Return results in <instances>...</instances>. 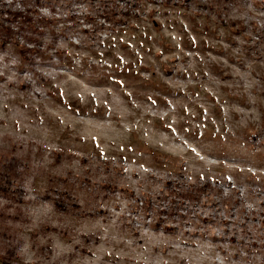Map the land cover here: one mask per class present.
Listing matches in <instances>:
<instances>
[{"label": "rangeland", "instance_id": "374dc122", "mask_svg": "<svg viewBox=\"0 0 264 264\" xmlns=\"http://www.w3.org/2000/svg\"><path fill=\"white\" fill-rule=\"evenodd\" d=\"M25 9L0 30V264H264V0L0 20Z\"/></svg>", "mask_w": 264, "mask_h": 264}, {"label": "trees", "instance_id": "16d2710c", "mask_svg": "<svg viewBox=\"0 0 264 264\" xmlns=\"http://www.w3.org/2000/svg\"><path fill=\"white\" fill-rule=\"evenodd\" d=\"M139 5V2L136 1V3L134 4V7H137ZM115 11H111V10H105L104 14H103V18L110 21H113L114 18L116 17V13H114ZM131 13L129 11H127L124 16H129ZM7 18L1 19L0 20V30H5L8 32H13V24L14 22H18L21 23V26H23L24 23H28L31 24L34 22V19L32 17V14L30 13L29 10L23 11V12H11V11H7L6 14ZM124 18L121 17V19L118 22H124ZM4 21V22H2ZM211 185L209 183H207L206 185H204L201 189L200 192L197 194L196 192L194 193L193 191H191V193H186L185 196H187L188 198L191 199H201L200 196L201 194H203V192H207L209 189L211 190Z\"/></svg>", "mask_w": 264, "mask_h": 264}]
</instances>
